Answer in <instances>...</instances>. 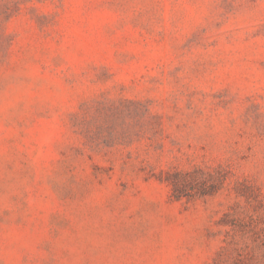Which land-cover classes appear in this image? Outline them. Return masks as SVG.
<instances>
[{
  "label": "rangeland",
  "instance_id": "obj_1",
  "mask_svg": "<svg viewBox=\"0 0 264 264\" xmlns=\"http://www.w3.org/2000/svg\"><path fill=\"white\" fill-rule=\"evenodd\" d=\"M0 264H264V0H0Z\"/></svg>",
  "mask_w": 264,
  "mask_h": 264
}]
</instances>
